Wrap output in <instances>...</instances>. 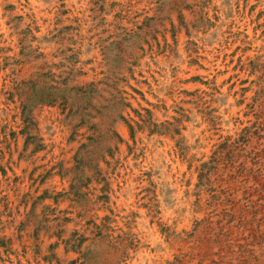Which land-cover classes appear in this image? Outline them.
<instances>
[{"label": "rangeland", "instance_id": "rangeland-1", "mask_svg": "<svg viewBox=\"0 0 264 264\" xmlns=\"http://www.w3.org/2000/svg\"><path fill=\"white\" fill-rule=\"evenodd\" d=\"M0 264H264V0H0Z\"/></svg>", "mask_w": 264, "mask_h": 264}]
</instances>
